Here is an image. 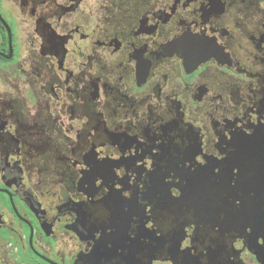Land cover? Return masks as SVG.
Listing matches in <instances>:
<instances>
[{"label": "flooded vegetation", "instance_id": "flooded-vegetation-1", "mask_svg": "<svg viewBox=\"0 0 264 264\" xmlns=\"http://www.w3.org/2000/svg\"><path fill=\"white\" fill-rule=\"evenodd\" d=\"M0 264H264V0H0Z\"/></svg>", "mask_w": 264, "mask_h": 264}]
</instances>
